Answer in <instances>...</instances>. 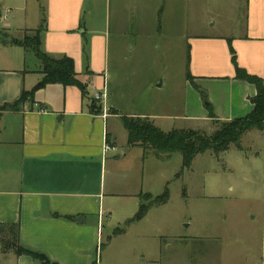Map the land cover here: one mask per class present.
Here are the masks:
<instances>
[{
  "label": "crops",
  "instance_id": "obj_1",
  "mask_svg": "<svg viewBox=\"0 0 264 264\" xmlns=\"http://www.w3.org/2000/svg\"><path fill=\"white\" fill-rule=\"evenodd\" d=\"M195 1L0 0L5 6L0 7V22L5 21L9 30L33 32L44 18L40 50L52 58L71 57L76 76L85 85L82 92L75 85L49 83L22 106L2 109V104L17 100L22 90L41 81L43 64L27 67L23 52L0 57V223L18 224L23 247L57 264H159V237L168 233L153 209L163 204L151 206L141 219L126 224L138 211L142 194H153L143 192L146 154L127 144L121 120L125 114L108 98L110 54L114 49L112 59L118 64L126 59V49L171 39L163 33L169 26L165 16H190ZM240 6L242 26L230 25L218 34L189 33L192 20L182 22L178 39L189 48V72L194 84L206 90L204 97L214 116H209L203 96L186 79V92L195 105H185L187 119L212 125L215 119L243 117L253 108L255 86L234 78L229 46L240 67L264 77V0H241ZM9 46L22 48L0 42V49ZM95 93L101 94V110L92 102ZM126 115L152 122L156 116ZM105 142L116 150L103 153ZM129 197L134 199L123 200ZM115 213L124 230L113 231L103 246V220ZM219 231L214 225L202 235L182 240L200 244L220 238ZM189 252L201 256L195 264H204L202 256L208 255L199 246ZM3 253L12 264H41L26 255Z\"/></svg>",
  "mask_w": 264,
  "mask_h": 264
},
{
  "label": "rangeland",
  "instance_id": "obj_2",
  "mask_svg": "<svg viewBox=\"0 0 264 264\" xmlns=\"http://www.w3.org/2000/svg\"><path fill=\"white\" fill-rule=\"evenodd\" d=\"M240 1L196 0L190 16L167 14L165 19L169 26L163 33L173 37L149 41L146 46L129 51L126 49L127 56L122 63L117 64L112 59V49L108 98L116 101L125 115L139 112L156 115L153 124L163 131L189 127L212 134L216 125L184 116L185 105L189 103L190 108H195V105L186 92L187 47L178 36L183 31L182 22L188 17L194 24L189 33L218 34L230 25L238 28L236 24L241 25L244 21ZM3 5L0 2V7L5 8ZM4 23L3 20L0 22V42L32 34L31 30L21 33L9 30ZM22 48L2 47L0 57H13L15 52H23L26 66L34 68L40 60L33 47ZM196 89L200 96L206 95L205 89L198 86ZM92 102L98 108L99 100L93 97ZM238 143L230 144L219 155L212 151L196 155L191 168L183 170L179 176L176 174L182 168L180 153H173L164 161L151 152L146 153L143 192L156 195L162 193L165 186L168 189L167 202L153 209L163 219V228L168 233L159 237V264H195L202 258L189 251L198 246L208 252L202 256L206 259L204 264H262L264 130L251 129L241 136ZM131 198L123 200L134 199ZM117 216L115 213L103 220V246L115 228L124 227V222L118 224ZM189 221L191 224L188 226ZM205 222L208 225L203 230ZM214 225L220 228V238L203 239L200 244L182 240L198 233L202 235ZM0 264H12L7 253L0 252Z\"/></svg>",
  "mask_w": 264,
  "mask_h": 264
},
{
  "label": "trees",
  "instance_id": "obj_3",
  "mask_svg": "<svg viewBox=\"0 0 264 264\" xmlns=\"http://www.w3.org/2000/svg\"><path fill=\"white\" fill-rule=\"evenodd\" d=\"M42 21L44 23V18ZM43 23L39 28L33 30L31 35L25 34L22 38L2 39L3 43L12 42L22 47H33L35 55L43 64V78L41 81L30 90H22L17 100L2 104V109H15L22 106L25 102L33 99L36 90L49 83L75 85L82 92L85 90V85L76 76L74 61L71 57L64 55L60 58H52L40 50L39 33ZM229 52L234 67V78L251 83L256 89L255 95L250 98L253 108L247 115L230 120L215 119L214 125H216V129L210 135L195 129L163 131L156 127L148 117L122 115V124L127 132V144L139 146L143 149L144 154L151 152L162 161L169 159L173 153H180L182 168L176 174V176H179L183 170L191 167L196 155L206 151H212L214 154L219 155L226 151L230 144L238 142L245 132L251 129L264 130V77L250 74L240 67L236 60L235 51L231 46H229ZM186 58V79L197 88L188 68L189 48H187ZM203 100L206 101L205 106L209 111V116L213 118L210 103L204 96ZM97 109L101 110V107L99 106ZM167 200V187L156 196L148 193L142 194V202L138 211L132 218L127 220L126 224L141 219L151 206L162 205ZM123 230L124 227L115 228L114 234L121 233ZM0 251H12L17 255H26L41 264H57L51 262L45 254L27 249L20 244L17 223H0ZM262 264H264V256Z\"/></svg>",
  "mask_w": 264,
  "mask_h": 264
},
{
  "label": "built area",
  "instance_id": "obj_4",
  "mask_svg": "<svg viewBox=\"0 0 264 264\" xmlns=\"http://www.w3.org/2000/svg\"><path fill=\"white\" fill-rule=\"evenodd\" d=\"M93 97L95 99L100 100L101 99V94L95 93L93 95ZM102 150H103V153H106L108 151H114V150H116V147L114 145L109 144L108 142H105V144L103 145V149Z\"/></svg>",
  "mask_w": 264,
  "mask_h": 264
},
{
  "label": "water",
  "instance_id": "obj_5",
  "mask_svg": "<svg viewBox=\"0 0 264 264\" xmlns=\"http://www.w3.org/2000/svg\"><path fill=\"white\" fill-rule=\"evenodd\" d=\"M237 145H239V143L237 142Z\"/></svg>",
  "mask_w": 264,
  "mask_h": 264
}]
</instances>
